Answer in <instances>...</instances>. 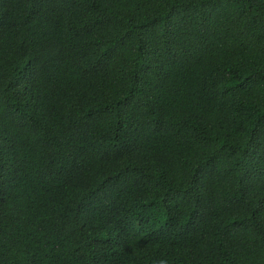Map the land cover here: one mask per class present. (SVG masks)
<instances>
[{
  "label": "trees",
  "instance_id": "trees-1",
  "mask_svg": "<svg viewBox=\"0 0 264 264\" xmlns=\"http://www.w3.org/2000/svg\"><path fill=\"white\" fill-rule=\"evenodd\" d=\"M0 264H264V0H0Z\"/></svg>",
  "mask_w": 264,
  "mask_h": 264
}]
</instances>
